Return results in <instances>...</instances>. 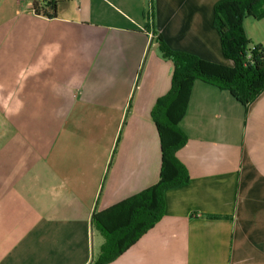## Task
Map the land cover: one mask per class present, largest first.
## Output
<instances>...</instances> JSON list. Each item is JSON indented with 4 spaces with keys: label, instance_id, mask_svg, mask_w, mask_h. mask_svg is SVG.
Wrapping results in <instances>:
<instances>
[{
    "label": "crops",
    "instance_id": "crops-1",
    "mask_svg": "<svg viewBox=\"0 0 264 264\" xmlns=\"http://www.w3.org/2000/svg\"><path fill=\"white\" fill-rule=\"evenodd\" d=\"M216 1L60 0L46 17L0 0V264H87L104 241L91 219L124 222L115 206L161 165L151 110L173 65L156 36L231 66ZM243 29L264 47V17ZM179 126L188 182L108 264H264V91L242 105L194 80Z\"/></svg>",
    "mask_w": 264,
    "mask_h": 264
},
{
    "label": "trees",
    "instance_id": "trees-1",
    "mask_svg": "<svg viewBox=\"0 0 264 264\" xmlns=\"http://www.w3.org/2000/svg\"><path fill=\"white\" fill-rule=\"evenodd\" d=\"M59 1L32 0L33 11L52 17ZM246 17H264V0H217L213 5V27L219 36L221 53L231 62V66L173 50L159 35L156 36L162 56L170 59L173 65L170 87L156 99L151 110L161 144L158 179L115 206L126 210L122 224L107 228L91 219L104 241L99 251L91 254L87 264H108L117 258L163 216L165 191L188 182L187 169L176 153L187 141L179 121L185 113L194 80H202L229 91L242 105L251 103L264 91V47L252 44L246 36L243 29Z\"/></svg>",
    "mask_w": 264,
    "mask_h": 264
}]
</instances>
